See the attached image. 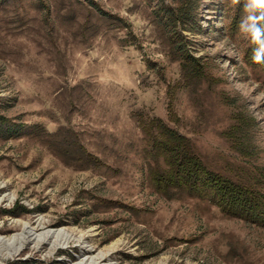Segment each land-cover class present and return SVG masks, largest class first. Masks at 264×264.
<instances>
[{"label":"rangeland","instance_id":"obj_1","mask_svg":"<svg viewBox=\"0 0 264 264\" xmlns=\"http://www.w3.org/2000/svg\"><path fill=\"white\" fill-rule=\"evenodd\" d=\"M176 2L0 0V235L70 233L0 246V264H264V225L151 181L155 117L225 174L264 166V72L229 30L237 2L200 0L184 40L161 20ZM240 118L246 154L225 135Z\"/></svg>","mask_w":264,"mask_h":264},{"label":"trees","instance_id":"obj_2","mask_svg":"<svg viewBox=\"0 0 264 264\" xmlns=\"http://www.w3.org/2000/svg\"><path fill=\"white\" fill-rule=\"evenodd\" d=\"M176 1L175 6H162L161 20L164 26L171 31L175 30L177 37L184 40L185 36L177 28L194 30L199 25L194 12L199 8L200 0ZM233 10L229 30L236 34L242 21L244 4L237 2ZM177 47L181 71L186 79H203L205 74L199 57L187 52L181 43ZM257 47L248 34L243 57L250 67L264 72V62L257 63L253 59L254 49ZM242 123L240 118V122L233 123L225 135L233 137L236 149L246 154L249 150V137L247 130L240 128ZM143 129L150 145L148 153L155 161V165L149 166L151 181L158 190L166 193L173 189L183 191L187 196H204L227 214L264 225V166H255L253 172H247L246 176L238 173L235 176L228 175L207 164L188 136L168 126L158 117L151 118L143 125ZM244 173L245 171L242 172Z\"/></svg>","mask_w":264,"mask_h":264},{"label":"clouds","instance_id":"obj_3","mask_svg":"<svg viewBox=\"0 0 264 264\" xmlns=\"http://www.w3.org/2000/svg\"><path fill=\"white\" fill-rule=\"evenodd\" d=\"M244 11L246 15L240 24L241 31L249 34L258 45L253 53L254 62H264V0H245Z\"/></svg>","mask_w":264,"mask_h":264},{"label":"bare ground","instance_id":"obj_4","mask_svg":"<svg viewBox=\"0 0 264 264\" xmlns=\"http://www.w3.org/2000/svg\"><path fill=\"white\" fill-rule=\"evenodd\" d=\"M32 238L37 240L47 238H63L67 240L70 238V233L65 228H49L38 232V229L35 226H31L30 223H24L23 230L19 232V234H14L10 237L0 235V246H4L10 249V251L16 252L25 242Z\"/></svg>","mask_w":264,"mask_h":264}]
</instances>
